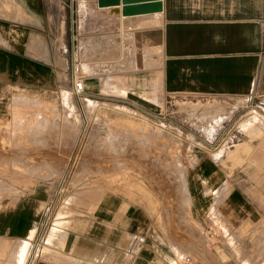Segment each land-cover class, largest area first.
Segmentation results:
<instances>
[{
    "label": "rangeland",
    "instance_id": "rangeland-1",
    "mask_svg": "<svg viewBox=\"0 0 264 264\" xmlns=\"http://www.w3.org/2000/svg\"><path fill=\"white\" fill-rule=\"evenodd\" d=\"M5 2L0 25L27 27L25 39L34 43L35 55L0 46V211L32 191L47 194L36 233L20 238L29 241L25 263L49 253L47 246L58 230L54 221L88 215L103 197L114 195L143 208L150 234L159 232L164 247L184 249L190 264H264V146L258 148L264 142L262 84L254 81L242 96L170 94L156 110L128 101L120 97L131 87L128 73L155 65L149 59L155 45L144 41L142 30L135 27L150 17L124 23L126 28L118 15L92 16L97 6L82 1L78 17L65 15L67 45L71 28L76 32L79 27L83 59L85 45L93 50L88 62H82L83 73L89 75L87 92L76 97L70 53L56 40L58 18L43 25L41 14L28 12L15 0L21 20L35 23L28 24L11 15V3ZM58 29L61 37L63 20ZM3 30L0 44L18 42L20 30L0 27V34ZM123 33L132 36L122 41L126 55L115 42ZM94 77L104 95L91 92ZM149 82L152 92L160 86L154 79ZM254 124L259 134L251 131ZM207 163L214 169L207 170ZM135 185L147 192L150 203ZM236 189L245 204L234 205L236 213L222 212V204ZM221 232L229 233L232 246ZM2 243L0 261L7 257L5 249L10 252L15 246L5 239ZM182 254L177 256L180 264Z\"/></svg>",
    "mask_w": 264,
    "mask_h": 264
},
{
    "label": "crops",
    "instance_id": "crops-1",
    "mask_svg": "<svg viewBox=\"0 0 264 264\" xmlns=\"http://www.w3.org/2000/svg\"><path fill=\"white\" fill-rule=\"evenodd\" d=\"M0 1V6L4 1L11 3V15L14 14L21 20L22 16L17 14L16 7L12 4L15 0ZM16 1L23 2L28 12L37 10L43 17V25H50L53 17L58 18L56 40L65 46L64 49L67 47L70 53V67L72 31L82 60L83 54L78 46L79 27H76V32L71 28L68 45L65 41L67 12L71 17H78L79 2L86 1L97 6L99 10L92 12V16H102L101 12L112 14L117 7H120L119 13L122 14V3L99 7L97 0ZM51 1H55L57 7L53 8ZM160 1L161 10L134 15L146 16L144 19L150 17L149 22L135 27L142 30L144 41L148 39L155 45V51L149 56L155 65L153 68L130 71L128 80L131 87L126 96L120 97L144 108L156 110L164 104V98L179 92L198 96H242L254 81L264 87V0ZM108 8L110 12L107 11ZM62 20L64 33L59 37L58 26ZM21 25H0L8 30L15 27L21 31L18 42L12 43V46H0L9 51L16 49V53L23 50L35 55L34 43L25 39L29 29ZM0 35L5 36L4 30ZM60 48L61 46L56 47L58 50ZM66 55L64 54L65 57ZM139 57L143 58L141 54ZM8 73L10 76L11 73ZM87 75L84 80L89 76ZM152 79L160 84L153 92L149 82ZM90 85L91 92L104 95L99 91L98 78L94 77ZM87 89L85 87V92ZM152 96L156 97L155 101L150 99ZM258 145L260 149L264 142ZM206 167L207 170H212L215 166L207 163ZM135 187L146 195L150 203L147 192L137 185ZM46 199L45 191L35 190L20 196L11 207L0 211V254L4 253L3 239L15 243L10 252L5 249L7 257L5 256L0 264H26L29 241L20 238L32 236L34 230L36 233ZM204 199L203 206H206L207 199ZM241 204H245L242 194L237 189L232 190L221 210L227 212L233 209L234 205ZM144 212L145 210L137 204L120 202L114 195H106L92 213L76 214L67 218L63 216L59 221H54L58 230L51 237L50 247L47 246L49 253L33 256L29 264H180L177 256L182 254L184 249L175 244L171 245V249L164 247L159 242L162 239L159 232L155 236L150 234L149 216ZM233 213H236V210L233 209ZM254 215L257 214L254 212L252 216ZM52 224L53 222L48 229ZM221 233L222 238L232 246L229 233ZM31 240L34 244V239ZM189 261L181 259L182 264H190Z\"/></svg>",
    "mask_w": 264,
    "mask_h": 264
},
{
    "label": "water",
    "instance_id": "water-1",
    "mask_svg": "<svg viewBox=\"0 0 264 264\" xmlns=\"http://www.w3.org/2000/svg\"><path fill=\"white\" fill-rule=\"evenodd\" d=\"M119 3H122L121 12L123 15L150 13L162 9L160 0H97L99 7L117 5Z\"/></svg>",
    "mask_w": 264,
    "mask_h": 264
},
{
    "label": "built area",
    "instance_id": "built-area-1",
    "mask_svg": "<svg viewBox=\"0 0 264 264\" xmlns=\"http://www.w3.org/2000/svg\"><path fill=\"white\" fill-rule=\"evenodd\" d=\"M72 47H71V80H72V87H73V92L76 97H79L84 94L85 92V84H84V78H85V73H83V68H82V59L78 54L77 48H76V43H75V36L72 31ZM47 209V207H46ZM45 225V222L43 223ZM43 226L41 227L42 230ZM41 232V231H40ZM41 241V238H39ZM182 259L184 260H190L189 255H183ZM103 264V263H99Z\"/></svg>",
    "mask_w": 264,
    "mask_h": 264
},
{
    "label": "bare ground",
    "instance_id": "bare-ground-1",
    "mask_svg": "<svg viewBox=\"0 0 264 264\" xmlns=\"http://www.w3.org/2000/svg\"><path fill=\"white\" fill-rule=\"evenodd\" d=\"M103 7H104V6H103ZM110 9H111V8H110ZM119 9H120V7H117V8L114 10L115 12H113L112 14H114V15H118L119 17H121L120 19L124 20L123 25H124V23H125V25H126V23H130V22H132V23H135V22H136V23H137L139 20H141L142 18L146 17V16L123 15V14L120 15V13H119L120 10H119ZM105 10H106V9H105ZM108 10H109V8L107 9V11H108ZM31 12H35V13H37V14H40L37 10H36V11H31ZM108 12H110V11H108ZM111 12H112V11H111ZM143 14H144V13H143ZM114 15H113V16H114ZM41 16H42V15H41ZM126 16H133V17H126ZM115 17H117V16H115ZM113 18H114V17H113ZM41 20H43V19H41ZM143 20H145V19H143ZM136 23H135V24H136ZM120 24H121V23H120ZM125 25H124V26H125ZM124 26H123V27H124ZM125 27H126V26H125ZM126 28H127V27H126ZM123 31H124V33H126L125 30H123ZM124 33H123L120 37H117V36H116V41H115V42H117L118 44L121 43V46H123V45H122V41L125 40L124 37L126 38V40H127V37H128L129 39H131V37H132L131 34L128 33L129 35H128V36H127V35L125 36ZM132 34H134V33H132ZM136 39L138 40V38H136ZM111 40H113V38H112ZM132 40H133V39H132ZM137 40H136V41H137ZM123 42H124V41H123ZM132 44H133V42H132ZM133 45H134V44H133ZM88 46H89V45H88ZM88 46L85 45V47H84V48L86 49L85 52H84V56H86V57L82 60L83 63L88 62V60H89V59L87 58L88 54H89V53H93V50H92L91 48H90V50H88V48H89ZM121 46H120V47H121ZM91 47H92V46H91ZM125 47H126V45H125ZM127 48H128V50H129V47H127ZM131 48L133 49V47H131ZM125 50L127 51V49H124V46H123V48L120 49V54H121V55H122L123 53L125 54ZM88 52H89V53H88ZM128 53H129V52H128ZM124 54H123V55H124ZM125 55H126V54H125ZM99 59H100V58H99ZM101 60H105V59H101ZM105 61H106V60H105ZM84 84H85V87H86L85 80H84ZM15 101H16V100H15ZM16 102H17V101H16ZM10 103L12 104V102H10ZM10 103H9V105H10ZM17 103H18V102H17ZM15 105H16V104H15ZM9 107H10V106H9ZM11 107H12V106H11ZM11 107H10V109H11ZM15 108H16V107H15ZM0 110H1V109H0ZM6 111H7V110H6ZM1 112H2V111H1ZM9 112H10V111H9ZM9 112H8V113H9ZM11 112H12V110H11ZM4 113H6V112H4ZM32 113H33V112H32ZM38 113H40V112H38ZM15 114H16V113H15ZM35 114H36V112H35ZM44 114H45V113H44ZM3 116H5V115H3ZM40 117H42V116L40 115ZM48 117H49V115H48ZM6 118H8V117H6ZM26 118H27V117H26ZM40 120H41V119H40ZM6 121H8V120H6ZM11 122H12V121H11ZM252 124H253V123H252ZM262 124H263V123H262ZM8 125H9V124H8ZM13 126H14V125H13ZM251 126L253 127V126H255V124H254V125H251ZM261 126H262V125H261ZM5 127H7V126H5ZM249 127H250V126H249ZM247 128H248V127H247ZM250 128H251V127H250ZM250 128H249V129H250ZM251 131L254 132L255 134H256V133H258V134L260 133V132H259V129H258L256 126L253 127V128H251ZM40 133H41V132H40ZM2 176H3V175H2ZM64 233H65V232H64ZM51 241H52V240H51ZM42 248H44V247L42 246ZM42 248H41V250H42Z\"/></svg>",
    "mask_w": 264,
    "mask_h": 264
}]
</instances>
